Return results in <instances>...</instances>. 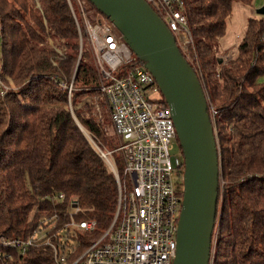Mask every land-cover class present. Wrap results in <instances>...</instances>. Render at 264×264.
I'll return each mask as SVG.
<instances>
[{"label": "trees", "instance_id": "obj_1", "mask_svg": "<svg viewBox=\"0 0 264 264\" xmlns=\"http://www.w3.org/2000/svg\"><path fill=\"white\" fill-rule=\"evenodd\" d=\"M182 1L191 38L189 59L183 57L205 93L219 154L212 264H264V20L247 21L236 54L224 62L214 44L225 36L232 5L253 0ZM70 4L81 25L75 0ZM70 9L67 0H0V236L6 238L31 237L43 216L63 219L71 199L78 221L96 222L88 241L108 228L117 181L88 136L112 152L120 181L126 179L100 79L83 33L79 49ZM158 103L167 107L162 95ZM53 194L65 199H39ZM8 264L55 263L42 245L23 256L13 252Z\"/></svg>", "mask_w": 264, "mask_h": 264}, {"label": "built area", "instance_id": "obj_2", "mask_svg": "<svg viewBox=\"0 0 264 264\" xmlns=\"http://www.w3.org/2000/svg\"><path fill=\"white\" fill-rule=\"evenodd\" d=\"M144 1L172 33L181 54L189 59L186 51L191 38L183 1ZM67 2L78 30L80 51L82 33L87 40L100 79L99 90L107 102L112 131L119 143L115 151L121 154L126 179L120 181L112 152L103 151L88 136L92 148L112 169L117 181V203L108 228L95 240L88 241L96 222L78 221L75 218L78 204L71 199L63 219L57 214L41 217L31 237L0 236V260L8 264L13 252L23 256L28 248L43 245L51 248L55 264H172L182 207V188L179 189L177 180L184 171L182 154L171 153L176 141L172 112L168 106H159L161 93L154 76L112 23L108 20L91 23L85 16L83 1L75 0L82 12L80 25L70 0ZM6 90L4 87L1 94ZM39 199L58 204L65 196L53 194ZM216 237L214 225L209 264L213 263Z\"/></svg>", "mask_w": 264, "mask_h": 264}, {"label": "water", "instance_id": "obj_3", "mask_svg": "<svg viewBox=\"0 0 264 264\" xmlns=\"http://www.w3.org/2000/svg\"><path fill=\"white\" fill-rule=\"evenodd\" d=\"M145 63L172 112L184 160L172 264H209L217 213L219 154L202 85L172 33L144 0H87ZM264 15V8L258 11Z\"/></svg>", "mask_w": 264, "mask_h": 264}, {"label": "rangeland", "instance_id": "obj_4", "mask_svg": "<svg viewBox=\"0 0 264 264\" xmlns=\"http://www.w3.org/2000/svg\"><path fill=\"white\" fill-rule=\"evenodd\" d=\"M75 10L77 14L78 20L82 21V12L75 2ZM83 8L86 12V18L90 20L91 23H95L98 20L103 19L100 14L96 11H92V9L87 5V3L83 4ZM264 8V0H253L250 6H244L238 2L233 3L232 11L230 18L227 22L226 33L225 36L220 39L216 44H214V49L217 51V55L225 61L231 59L236 54V48L244 35L246 29V23L249 19H263L264 15H260L258 11ZM104 20V19H103ZM86 41L84 40V45ZM82 44V40H81ZM261 82H264V78L261 79ZM172 154H181L180 149L178 147L177 142H174ZM180 179L177 180L179 183ZM220 187V182H219Z\"/></svg>", "mask_w": 264, "mask_h": 264}]
</instances>
